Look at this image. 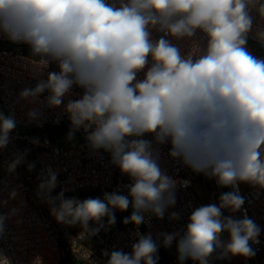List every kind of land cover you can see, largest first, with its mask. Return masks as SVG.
<instances>
[{
    "label": "clouds",
    "instance_id": "1",
    "mask_svg": "<svg viewBox=\"0 0 264 264\" xmlns=\"http://www.w3.org/2000/svg\"><path fill=\"white\" fill-rule=\"evenodd\" d=\"M258 2L0 0V37L28 45L41 64L56 66L23 88L20 99L36 103L43 96L48 108L63 106L70 123L66 139L83 129L90 152L108 153L127 178L102 197L81 200L64 190L53 197L58 173L48 166L37 188L58 223L79 224L93 235L105 217L114 225L116 211L131 208L122 220L134 226L131 251L105 249L103 264H159L161 245L140 226L146 218L163 220L177 204V187L191 184L161 166L165 146L176 164L228 190L216 202L194 207L176 231L159 234L162 246L175 244L179 264L256 255L252 245L260 243L264 228L247 215L240 185L264 189V56L248 47L251 8ZM257 11L264 17V2ZM198 34L203 46L187 54L173 42ZM256 36L264 42V30ZM27 116L38 120L41 112L33 108ZM16 127L15 114L0 111V149ZM28 151L15 154L10 172ZM27 168L34 170L35 163ZM17 195L15 188L9 192L11 199ZM8 202L0 199V207ZM19 212L13 207L0 214V236ZM169 219L181 214L173 211ZM0 264L12 260L0 252Z\"/></svg>",
    "mask_w": 264,
    "mask_h": 264
},
{
    "label": "built area",
    "instance_id": "2",
    "mask_svg": "<svg viewBox=\"0 0 264 264\" xmlns=\"http://www.w3.org/2000/svg\"><path fill=\"white\" fill-rule=\"evenodd\" d=\"M259 2L255 8H251L254 23L249 34L248 47L254 48L256 55L264 56V42L256 36L257 31L264 30V17L257 11ZM173 42L180 46L184 54L197 50L204 43L201 34ZM0 45V111L6 114L14 113L17 121L12 141L6 148L0 149V199L9 201L7 206L0 207V214L9 213L13 207L20 208L19 214L11 216L6 222L5 233L0 236V252L10 257L12 264H61L65 252L69 253L77 264H103L106 258L101 253L105 249L130 252L131 245L135 242V237L131 235L134 226L129 224L117 228V220L123 214L130 215L131 208L123 213L117 210L114 225H108L105 217L103 227L98 234L93 235L90 229H84L79 224L58 223L50 212L52 205L42 198L44 194H37L38 185L47 178V173L43 170L48 166L58 173L57 186L50 193L53 197L61 190H64L66 197L75 196L81 200L87 197H102L104 192L115 190L118 184L127 183V178L121 177L118 170L110 164L108 153L103 150L99 153L90 152L83 129L77 131L79 137L84 140L77 146L71 144L76 142L77 138L70 142H66L67 139L53 141L50 138L51 128L59 129L65 124L70 125L63 106L51 109L43 102V96L38 102L32 103L30 100L20 99L19 93L23 88L34 87L37 78L46 77L48 71L56 70L55 64L45 66L40 63L39 57L34 58L20 52L21 47L28 46L26 44L14 43L0 37ZM3 45L10 48H4ZM37 73L41 76L37 77ZM74 91L79 92L78 89ZM33 108H38L41 112L38 120H30L27 116ZM25 149L29 150L25 161L18 165L14 172H10L15 154ZM30 162L35 163L32 171L27 168ZM161 166L178 181L189 180L191 184L187 188L177 187V204L168 209L163 220L153 217L149 222L146 218V223L140 226V231L151 232L157 244L161 245L159 264H179L175 244L170 249H165L162 246L163 236L159 234L176 231L187 222L192 209L200 205L194 186L201 179V175L194 174L168 158L166 146L161 157ZM14 188L18 195L11 199L9 192ZM227 190L217 188L212 181L207 203L216 202L217 195ZM240 191L246 197L244 209L247 215L264 228V189L241 184ZM56 203L59 204V201ZM173 211L179 212L181 219L170 220L169 214ZM92 227L98 225L94 224ZM259 240V244L252 245L256 251L255 256L227 259H216L214 256L211 264H264V232ZM186 264L194 262L187 261Z\"/></svg>",
    "mask_w": 264,
    "mask_h": 264
},
{
    "label": "trees",
    "instance_id": "3",
    "mask_svg": "<svg viewBox=\"0 0 264 264\" xmlns=\"http://www.w3.org/2000/svg\"><path fill=\"white\" fill-rule=\"evenodd\" d=\"M4 48H10L6 45H3ZM20 52L28 55V56H31V57H34L32 56L31 54V51H30V48L29 46H24V47H21L19 49ZM34 58H37V57H34ZM69 127L70 125H63L61 128L59 129H56V128H51L50 131H49V136L50 138L53 140V141H59L61 139H65L66 140V134L69 130ZM75 138H77V141L74 142V143H71L73 144L74 146H77L79 143L83 142L84 140L81 139L78 135V133L76 132L75 134ZM66 142H70V141H66ZM127 216L125 214H123L122 216H120L117 220V228H121L124 226V224H122V220L123 218ZM61 264H76V262L74 261L73 257L69 254V253H66L64 254L63 256V259L61 261Z\"/></svg>",
    "mask_w": 264,
    "mask_h": 264
},
{
    "label": "rangeland",
    "instance_id": "4",
    "mask_svg": "<svg viewBox=\"0 0 264 264\" xmlns=\"http://www.w3.org/2000/svg\"><path fill=\"white\" fill-rule=\"evenodd\" d=\"M249 49L256 54V50L254 48L249 47ZM1 175H2V171L0 169V177H1ZM194 189H195V192L198 196V200L200 202V205L201 204H207V195L210 192V190L212 189V181L205 179L204 176L201 175V179L199 180V182L195 183ZM218 196L219 195H217V198H218Z\"/></svg>",
    "mask_w": 264,
    "mask_h": 264
},
{
    "label": "crops",
    "instance_id": "5",
    "mask_svg": "<svg viewBox=\"0 0 264 264\" xmlns=\"http://www.w3.org/2000/svg\"><path fill=\"white\" fill-rule=\"evenodd\" d=\"M0 48H1V45H0Z\"/></svg>",
    "mask_w": 264,
    "mask_h": 264
}]
</instances>
